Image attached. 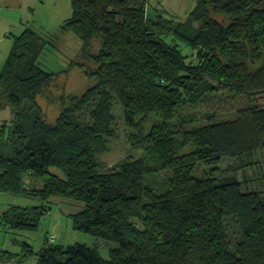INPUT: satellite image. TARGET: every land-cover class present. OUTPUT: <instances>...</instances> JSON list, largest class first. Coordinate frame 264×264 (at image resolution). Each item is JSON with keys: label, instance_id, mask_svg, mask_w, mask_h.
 Returning <instances> with one entry per match:
<instances>
[{"label": "trees", "instance_id": "1", "mask_svg": "<svg viewBox=\"0 0 264 264\" xmlns=\"http://www.w3.org/2000/svg\"><path fill=\"white\" fill-rule=\"evenodd\" d=\"M149 1L71 0L60 30L76 44L47 40L25 24L6 34L0 111L9 106L11 118H0V193L41 202L9 206L0 228L38 232L49 199L63 198L80 204L64 213L70 227L115 246L104 259L85 244L52 238L34 250L17 241L22 252L0 251V259L264 264V196L243 190L235 177L212 174L223 160L239 161L237 169L259 163L254 156L264 152V0H194L185 22L152 14ZM47 46L62 69L49 71L39 60ZM249 58L262 63L250 70ZM72 69L90 82L78 94L62 80ZM39 97L59 109L52 121ZM192 107L207 111L202 125L191 126ZM116 114L143 154L105 166ZM188 144L193 148L180 153ZM199 166L210 173L197 176ZM160 169L169 179L157 193L145 177ZM25 176L41 184L25 187Z\"/></svg>", "mask_w": 264, "mask_h": 264}, {"label": "rangeland", "instance_id": "2", "mask_svg": "<svg viewBox=\"0 0 264 264\" xmlns=\"http://www.w3.org/2000/svg\"><path fill=\"white\" fill-rule=\"evenodd\" d=\"M148 5V9L153 14V12H157L159 15H161L163 18L167 19H173V20H179L185 22L187 17L189 16L190 12L194 9V0H151L148 3H145ZM196 26V24H195ZM2 28L0 27V32ZM41 37L51 40L53 36L62 38L63 36H66L68 32L60 33L59 31H53V32H42L40 33ZM63 35V36H62ZM2 39L0 40V71L5 63V59L9 55L10 52V45H11V39L9 37H6V35H2ZM168 39V38H167ZM55 41V40H54ZM181 51L183 54L190 53V47L182 45ZM55 51L52 50V48H49L48 46L46 49L42 52L39 60L44 65L45 69L49 71L59 70L63 68V61L60 59L58 55H55V58L53 59ZM194 53V52H193ZM190 55V54H189ZM195 55V53H194ZM252 58H249L246 60L248 63L249 69L254 70L256 67H258L262 61H253ZM41 64V65H42ZM42 65V66H43ZM62 76V75H61ZM66 78L67 86L66 89L71 92L72 94H78L80 93L84 88H86L89 85V80H86L83 74L78 69H72V71L69 73V75L66 77L65 75L62 76V80ZM55 93V92H54ZM46 98V97H45ZM44 100H48L47 98ZM259 102L264 105V93L260 94ZM39 104L43 107L44 112H46V116L48 117L49 121H52L57 115L59 109H55L54 105H48L44 104L39 99ZM5 108H2L0 111V118L6 119L9 117L11 113V108L9 106H4ZM56 111V112H55ZM186 114V111L184 112ZM188 115H195L194 119L191 123L192 125H202V123L206 122V116L207 111L201 107H192L190 110H188ZM155 119L153 118L151 123H153ZM116 136L113 138V140L109 144V150L107 153L103 154L101 157V164L105 166L113 165L115 162H117L119 159H124L126 156H134L137 157L139 155L143 154L142 149L133 148L131 145V142L127 139V134L131 133L129 128L122 122V118L119 114H116ZM178 137V136H177ZM179 138V137H178ZM193 148V144H188L180 147V153L181 152H188ZM254 159L259 162L255 165H249L247 167H239L235 169L234 167L238 165L239 161L235 159H226L223 160L219 165V170L212 173L213 175H221L225 178L231 176L235 177L237 180L241 181V186H243V190H256L262 193L264 196V176H263V170H264V152L261 151L257 155L254 156ZM53 171L57 172L62 176L61 171H57L55 169H52ZM206 173H210V168L208 166H199L195 174L197 176L204 175ZM169 174L165 172L164 170H156V172L150 173L145 177V183L150 186L152 189H154L157 193H161L166 190L168 186V178ZM33 179L30 183L27 184L28 178L25 176L24 178V184L25 187H38V184L35 183ZM23 200L15 199L14 202L12 200L9 201V203L20 204L19 202ZM5 203V201L3 202ZM7 203V202H6ZM6 205V204H5ZM8 205V204H7ZM79 203H76L74 201H68L63 199L62 202L56 203L52 206V216L56 218L57 216L61 217L60 223L56 224V238H53L50 236V238H53V242L57 244H73V243H79V244H85L90 247L98 248L100 251L101 256L104 259L109 258V251L111 248L115 246L113 242L106 241L105 239L94 237L88 233H82L80 231L74 230L72 227H70L69 224V218L66 216V214L62 212H72L73 210L77 209ZM45 221H49L48 219H44ZM42 220V223L40 225V229L38 232H23L19 231V235L16 237L24 238V235H30V240L32 243H34L36 246L38 245L37 238L43 239L44 232H45V221ZM15 232V231H14ZM11 233H4L0 231V247H1V240H4L5 242H9L10 237H13ZM26 237V236H25ZM50 241V240H49ZM34 260L31 258L29 261H23L20 263H14V264H30Z\"/></svg>", "mask_w": 264, "mask_h": 264}, {"label": "crops", "instance_id": "3", "mask_svg": "<svg viewBox=\"0 0 264 264\" xmlns=\"http://www.w3.org/2000/svg\"><path fill=\"white\" fill-rule=\"evenodd\" d=\"M72 2L71 0H0V27L2 28L0 32V40L2 39V35H6L8 31L11 32H18L21 25H26L28 27H32L34 31L40 36L42 32H53V31H59L60 33H64L65 31H61V27L63 26V22L71 17L72 13ZM63 36V35H62ZM58 37L53 36L51 40H58ZM60 41H65V44L69 42V45L72 43L76 44L77 39L75 38L72 40V36L69 35V33L66 36H63L62 38H59ZM59 41V42H60ZM72 42V43H71ZM56 53H54L55 58ZM41 101L45 104H47V100H44V98L39 97ZM11 118V113L7 119ZM29 182H31V178ZM36 183V182H35ZM39 183V184H38ZM38 186L41 184L40 181H37ZM15 199L23 200L20 201V204H15L18 206H27V205H38L40 204L39 199H34L30 196H23V195H11V194H1L0 193V213H2L5 209L9 208V206L14 205L13 202ZM12 200V203H9V201ZM63 198H56L52 197L49 199V204L53 206L56 203L62 202ZM5 201V203H3ZM7 202V203H6ZM6 204V205H5ZM8 204V205H7ZM48 204V205H49ZM14 205V206H15ZM78 207V206H77ZM78 209V208H77ZM65 213V212H62ZM45 219H48L49 221H45V232L43 239L37 238L38 245L36 246L32 241L30 240V235H24V238L16 237L19 235V231L14 232L13 230L8 229H1L2 232H13V237L8 238L9 242H5L4 240H1V247L0 251H7L12 254H19L22 251H20V245L17 243L19 242H25L26 244H29L34 250H39L42 246L46 245L49 240L50 236L53 238H56L55 230H56V224L58 222L60 223L59 219L61 220V217L57 216L54 218L52 216V207L49 210L48 214L45 216ZM26 236V237H25ZM33 259L35 261L36 257H30L29 259ZM29 259L19 261L16 258H10V259H2L1 258V264H14V263H20L23 261H29ZM32 262L30 264H34L35 262Z\"/></svg>", "mask_w": 264, "mask_h": 264}, {"label": "built area", "instance_id": "4", "mask_svg": "<svg viewBox=\"0 0 264 264\" xmlns=\"http://www.w3.org/2000/svg\"><path fill=\"white\" fill-rule=\"evenodd\" d=\"M50 239H52V238H50ZM0 262H1V259H0ZM1 264V263H0Z\"/></svg>", "mask_w": 264, "mask_h": 264}]
</instances>
